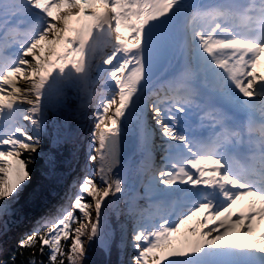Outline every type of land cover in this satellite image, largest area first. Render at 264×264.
Wrapping results in <instances>:
<instances>
[{
  "label": "snow or ice",
  "instance_id": "6c2138e0",
  "mask_svg": "<svg viewBox=\"0 0 264 264\" xmlns=\"http://www.w3.org/2000/svg\"><path fill=\"white\" fill-rule=\"evenodd\" d=\"M0 264H264V0H0Z\"/></svg>",
  "mask_w": 264,
  "mask_h": 264
},
{
  "label": "bare ground",
  "instance_id": "6f19581e",
  "mask_svg": "<svg viewBox=\"0 0 264 264\" xmlns=\"http://www.w3.org/2000/svg\"><path fill=\"white\" fill-rule=\"evenodd\" d=\"M90 199V198H89Z\"/></svg>",
  "mask_w": 264,
  "mask_h": 264
}]
</instances>
